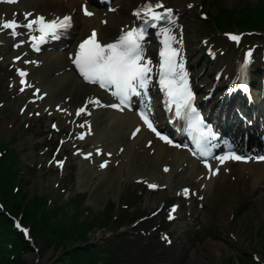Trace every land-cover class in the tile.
<instances>
[{
	"label": "snow or ice",
	"instance_id": "snow-or-ice-1",
	"mask_svg": "<svg viewBox=\"0 0 264 264\" xmlns=\"http://www.w3.org/2000/svg\"><path fill=\"white\" fill-rule=\"evenodd\" d=\"M8 2L16 3L18 0H8ZM192 7L191 4L188 5ZM156 9H162L157 11ZM86 15L92 16L93 12L89 11L87 4L84 6ZM143 13L144 22L151 24L152 27H156L161 21H167L169 25L175 24V15L171 7L165 8L161 0H156L155 3L147 2L144 6L137 9L135 15L140 17ZM25 18L32 17V13H25ZM73 17L71 15L64 16L63 18H57L53 20H46L43 15H40L34 19H29L26 27L32 29L33 26H38L40 32L39 36H33L32 39L37 43L33 45L36 50L39 51V44L45 43L47 37L52 39H58L61 30H67L72 26ZM22 25L16 19H5L0 28H6L15 30ZM161 33L164 34V49L160 51L162 62L160 64V84L162 89L166 90V94L169 97V101L175 104L176 114H181V109L185 110V113H194L191 101L194 99V94L187 82V74L182 71L183 64L178 62L179 50L172 47L170 41L175 37L170 35V29L168 27H161ZM228 38L232 41L239 43L241 37L236 34H227ZM144 36L143 29L131 28L130 30L123 32V34L113 43L102 44L97 39V33L92 31L79 45V53L76 56L74 63L79 68L83 77L92 84H98L100 87L107 89L115 97H117L121 103H113L110 105H104L99 99L89 100L88 103L95 106L113 107L123 111L122 105L131 106V99L133 95L138 94L139 88H146L150 79L149 73L152 71L150 65L151 61L144 56V49L141 45V40ZM19 47V45H17ZM251 51L247 53V56H251ZM21 76H26L27 73L21 71ZM80 113L87 112L86 107H82ZM91 115L90 112L87 113ZM140 116L144 119L148 128H150L157 136L169 144H173L167 135L158 131L156 125L145 111L140 112ZM189 128L201 131L203 121L199 116L192 118L189 116ZM139 132V129H137ZM208 134H211L210 131ZM202 155H211L207 150V140L205 134L201 133V138L197 142ZM179 147L180 145H175ZM195 154V153H194ZM220 163H224L226 160H251L252 157L237 155L235 152H229L224 156L217 157ZM258 160H264V156H258ZM207 163V161H206ZM61 166H63L61 164ZM107 167L105 163L102 165ZM209 169H212V165L208 164ZM167 170V169H166ZM216 173H219V168L215 169ZM150 187L158 188L159 185L151 184ZM190 190L186 189L185 194ZM175 211V209H173ZM171 242V241H169Z\"/></svg>",
	"mask_w": 264,
	"mask_h": 264
},
{
	"label": "rangeland",
	"instance_id": "rangeland-1",
	"mask_svg": "<svg viewBox=\"0 0 264 264\" xmlns=\"http://www.w3.org/2000/svg\"><path fill=\"white\" fill-rule=\"evenodd\" d=\"M253 1H257V0H253ZM2 138H3V141H7L9 139V135L5 134ZM19 147L22 150H24L25 148L22 145ZM24 154L27 155L26 152ZM27 176L28 174H25L22 178L26 179ZM41 184H44V183L40 175L39 178L37 177L36 179H33V181L29 183L25 188L27 190H31L32 192H36L38 190L40 191V193H45L46 191H43L44 186H42ZM45 185L47 184L45 183ZM48 185L51 189V185L49 183ZM262 206L264 207V204H262ZM261 209L262 208L258 209L259 213L256 216L255 215L253 216V214H255L257 210H255V212L250 213L248 216H245L243 218H240L237 215V217H235L234 227H236V230L239 232V235L241 233L240 242L238 244H235L229 239L220 240L221 241L220 245H224L223 246L224 250L222 252L221 250L218 251L216 248L217 245L219 244L209 243L208 245H206V247L209 248L210 256L206 255V258L200 264H223V263L227 264V262H230L229 259L231 257H234L233 261L236 264L237 263L239 264L240 255L245 254L247 250L252 249L254 251L256 250L260 252V250L262 249L263 243H264V215L263 213L261 214ZM223 213H224V217L222 220L219 221V224L220 226H222L224 230V228H227L226 221L228 220V212L226 210V207ZM86 218L88 219V221H92L94 219L93 215H89ZM76 220L78 221V219ZM217 225H218V222H217ZM212 245H215L213 247V250H211ZM210 250L212 252H210ZM72 253H69V250H67L66 246L62 244L61 242H59V244H57L56 247L45 246L42 249V252L40 253V256H39V260L36 262V264H58V263L62 264L65 259L67 260V261L65 260V263L67 264L69 262L70 264V259L68 258V256L69 254H72ZM27 258L31 264L34 262L35 257L32 256L31 254L27 255ZM245 262L247 264H251V262H248V259L244 257L242 259L241 264H245ZM91 264H93V262H91ZM231 264L233 263L231 262Z\"/></svg>",
	"mask_w": 264,
	"mask_h": 264
},
{
	"label": "bare ground",
	"instance_id": "bare-ground-1",
	"mask_svg": "<svg viewBox=\"0 0 264 264\" xmlns=\"http://www.w3.org/2000/svg\"><path fill=\"white\" fill-rule=\"evenodd\" d=\"M165 1H172V0H165ZM174 1L179 2V0H174ZM28 2L34 7L36 5L45 4L46 0H30ZM49 2H54V1H49ZM97 17H99V15H97ZM45 59H46V63L42 67L33 69V76L44 82V84L46 85L45 87L46 91H47V88H49L51 91L60 90L58 100L61 98L62 95H63L62 97L63 99L61 100H64L65 95L71 96L70 101H59L61 103L68 104L69 106V109L67 111L68 114H70L74 110L79 111L83 107V104L81 102L88 97L89 90L87 88L83 89V87H81L75 79L71 78L70 76L66 74L59 76L57 78L49 79L47 75L51 70L54 69L55 64L53 62V56H49V55L45 56ZM54 59H57L59 61H64L65 56H56L54 57ZM55 103H58V102L54 101L53 99L46 98L42 104V107L44 109H49L51 108L50 105L53 106V104ZM57 108H58V104H57ZM110 118L113 119V117L111 116ZM115 121H117L116 124L118 127V131L116 135L118 137H124V135H126L130 131V129L127 130L126 127L131 128L133 125H135L138 122L137 119L134 118L132 114H128L127 116H119L117 117ZM139 136L141 139L143 137V134L140 133ZM89 139L93 140L92 137ZM136 143L137 142L133 143V142L127 141V144L130 147H133V145H135ZM176 153H177V156H174L172 153L171 155H173L179 160H182L185 158V156L180 155L179 152H176ZM156 161L157 159L155 157V162ZM94 176H95L94 170L90 171L86 168L84 175L82 173L79 178H80V181L84 183V182H91ZM117 180H118V177L113 178V183ZM207 254H208V251L205 248L204 250L202 248L198 253H195V258L197 257L198 260L200 261L201 259L203 260L206 257L205 255ZM196 264H199V263H196Z\"/></svg>",
	"mask_w": 264,
	"mask_h": 264
}]
</instances>
